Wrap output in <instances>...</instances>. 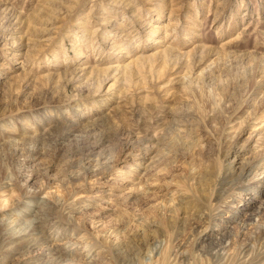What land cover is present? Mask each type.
Segmentation results:
<instances>
[{
    "label": "rangeland",
    "instance_id": "obj_1",
    "mask_svg": "<svg viewBox=\"0 0 264 264\" xmlns=\"http://www.w3.org/2000/svg\"><path fill=\"white\" fill-rule=\"evenodd\" d=\"M261 226L264 0H0V264H229Z\"/></svg>",
    "mask_w": 264,
    "mask_h": 264
},
{
    "label": "bare ground",
    "instance_id": "obj_2",
    "mask_svg": "<svg viewBox=\"0 0 264 264\" xmlns=\"http://www.w3.org/2000/svg\"><path fill=\"white\" fill-rule=\"evenodd\" d=\"M48 206L50 208L51 207L55 208L54 204H51ZM37 214H38L37 212L34 213L31 218L22 222V226L16 228V225H15L12 228H10L11 229L10 231L13 233L12 235L19 234V233H22V232H25L27 230L32 229L31 227H33V225H34L33 220L37 219V217H38ZM163 221H164V219H163ZM163 226L166 227L167 229H169L168 224H164ZM4 233L0 232V237H2L4 235ZM250 241L251 242H249L247 245L243 246L237 254V256H239L242 253H243V256H245L247 254L248 258L244 259L242 261H241V259L239 260V258H238L235 262L231 261V263L229 262V264H264V250L257 248L258 242L264 243V226H261L259 228L258 233L255 236H252ZM156 248H157V244L156 245L154 243L150 244L148 249H147L146 255H148V257H149V255L153 254V252L157 253ZM205 253H206L205 256H207L209 260H212V264H216V263L220 262L222 260L223 255L225 254L223 252V241L218 243L212 249L210 248L208 250H205ZM56 254H57V256L50 259L48 264H60V261H63V257L64 256L66 257L67 252H55V255ZM159 254H160V252H159ZM120 259L123 262V264H134V262H135L134 256H132L128 253L121 254ZM164 259H165V257H164Z\"/></svg>",
    "mask_w": 264,
    "mask_h": 264
}]
</instances>
